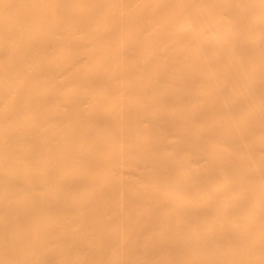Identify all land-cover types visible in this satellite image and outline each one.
<instances>
[{
  "label": "bare ground",
  "instance_id": "6f19581e",
  "mask_svg": "<svg viewBox=\"0 0 264 264\" xmlns=\"http://www.w3.org/2000/svg\"><path fill=\"white\" fill-rule=\"evenodd\" d=\"M0 264H264V0H0Z\"/></svg>",
  "mask_w": 264,
  "mask_h": 264
}]
</instances>
